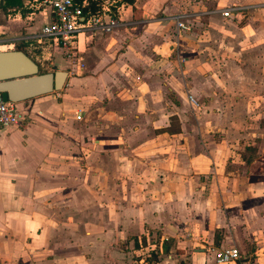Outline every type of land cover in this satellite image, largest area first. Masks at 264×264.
<instances>
[{"label":"crops","instance_id":"1","mask_svg":"<svg viewBox=\"0 0 264 264\" xmlns=\"http://www.w3.org/2000/svg\"><path fill=\"white\" fill-rule=\"evenodd\" d=\"M98 2L119 26L78 39L75 60L43 40L64 86L0 132V264H210L205 243L264 264V127L240 138L264 113V0ZM33 3L0 1L17 25L0 48L41 45L52 15Z\"/></svg>","mask_w":264,"mask_h":264},{"label":"built area","instance_id":"2","mask_svg":"<svg viewBox=\"0 0 264 264\" xmlns=\"http://www.w3.org/2000/svg\"><path fill=\"white\" fill-rule=\"evenodd\" d=\"M33 2L49 11L52 18L42 27L39 34L32 35L29 39L37 42L47 40L53 46L62 49L64 55L71 60H75L78 55L77 41L80 33H110L120 24L119 19L108 15L109 5L103 6L96 12L89 10L85 14L83 9L88 5V0H83L81 3L78 0H33ZM244 10L246 8L234 6L224 10L223 15L233 17ZM177 26L185 30L190 29L184 20L177 21ZM1 45L9 47L11 43ZM189 101L194 106L198 105L192 96H189ZM81 117L79 113L77 118L81 119ZM23 122L24 116L18 111L17 103L4 101L0 96V132L7 127L21 125ZM212 250L216 264H256L236 246L213 247Z\"/></svg>","mask_w":264,"mask_h":264},{"label":"water","instance_id":"3","mask_svg":"<svg viewBox=\"0 0 264 264\" xmlns=\"http://www.w3.org/2000/svg\"><path fill=\"white\" fill-rule=\"evenodd\" d=\"M67 72L42 73L39 64L21 49L0 51V96L23 102L63 88Z\"/></svg>","mask_w":264,"mask_h":264},{"label":"rangeland","instance_id":"4","mask_svg":"<svg viewBox=\"0 0 264 264\" xmlns=\"http://www.w3.org/2000/svg\"><path fill=\"white\" fill-rule=\"evenodd\" d=\"M0 25L7 26V29L5 28L3 30L7 31L8 34H10V32H15L16 31L15 29L17 27L16 23L10 21L9 17L7 16V14L4 13L3 11H0ZM84 35H85L84 33H80L79 34V36H78L79 41L81 40L82 37H84ZM39 44H41V45H38V44H35V45H32V46L30 45L31 48L33 49V52H31V57L33 59H36V62H38L40 66L43 65L40 68L42 73L43 72H45V73L46 72H53V70L50 68L49 64H50L51 60L54 59L56 56L55 55H51L47 59H43L42 56L44 55V57H45V54H43L44 49L41 46H44V44H43V42H41ZM49 44H50V46H49ZM49 44H46V47H48L47 49L52 53L54 48H53L51 43H49ZM6 50H13V49H2V48H0V51H6ZM48 50H46V51H48ZM57 51H58L57 52L58 55L61 56L60 54H61L62 50L58 49ZM62 56L64 58L66 57L64 54ZM226 76H227V74H226ZM258 109H261L260 105H258ZM237 110H238V112H237L238 115H237L236 122H240L244 118V114L241 112L242 110H241L240 105L237 106ZM261 110H262L261 112H264V108L261 109ZM246 114H247V115H245V120L246 121L244 120V122L242 123V125L245 127L242 132L243 133L245 132V133L243 134L242 137H240L241 139H243V141H248L249 140V135H247V134L249 133V131L252 130V128L259 127V128H257V130L259 132L260 131L262 132L263 131L262 128L264 127V113L262 115H260L259 117L255 116V115H252V114L250 115L249 113H246ZM257 136H259V135H257ZM260 138L261 137H258V138L255 137L254 141L256 140L258 143H260L261 142ZM241 156L244 159V161L247 163L246 169L248 170L249 173L251 172L252 174H256V173L259 172V166H260L259 162L261 160H258L257 162L253 163L252 165L250 164L256 158H258V155L255 153V150L252 149L251 146L250 147H246L243 150V152H241ZM219 235H220V233H219V231H217L215 233V236H214V244L219 242ZM205 246H206V248H208V250H207L208 254H210L209 255L210 257H208V258H210V264H216L215 261H214V255H213V250H212L213 246H210V245H208L206 243L204 244V247ZM218 248H221V246L218 247ZM153 256H156V255L154 254Z\"/></svg>","mask_w":264,"mask_h":264},{"label":"trees","instance_id":"5","mask_svg":"<svg viewBox=\"0 0 264 264\" xmlns=\"http://www.w3.org/2000/svg\"><path fill=\"white\" fill-rule=\"evenodd\" d=\"M1 1V7L3 9H21L24 6V3L28 0H0ZM83 0H78V2H82ZM124 3L127 4H133L135 0H121ZM100 9L98 0H88V5L84 7L83 11L86 14L89 10L92 12H96ZM45 73V72H43Z\"/></svg>","mask_w":264,"mask_h":264}]
</instances>
